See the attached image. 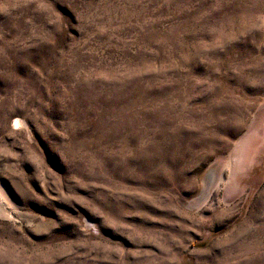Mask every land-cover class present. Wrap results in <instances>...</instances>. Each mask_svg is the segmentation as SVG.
<instances>
[{
  "label": "rangeland",
  "instance_id": "1",
  "mask_svg": "<svg viewBox=\"0 0 264 264\" xmlns=\"http://www.w3.org/2000/svg\"><path fill=\"white\" fill-rule=\"evenodd\" d=\"M0 264H264V0H0Z\"/></svg>",
  "mask_w": 264,
  "mask_h": 264
}]
</instances>
